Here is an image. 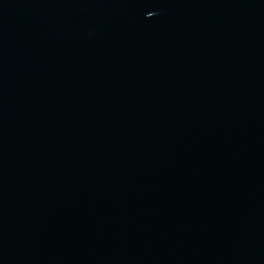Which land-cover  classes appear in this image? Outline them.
I'll use <instances>...</instances> for the list:
<instances>
[{
	"label": "water",
	"instance_id": "water-1",
	"mask_svg": "<svg viewBox=\"0 0 264 264\" xmlns=\"http://www.w3.org/2000/svg\"><path fill=\"white\" fill-rule=\"evenodd\" d=\"M0 264H264V0H0Z\"/></svg>",
	"mask_w": 264,
	"mask_h": 264
}]
</instances>
